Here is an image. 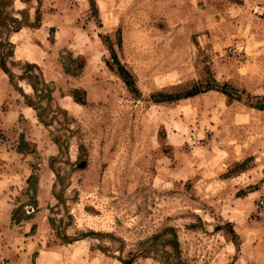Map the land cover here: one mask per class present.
I'll use <instances>...</instances> for the list:
<instances>
[{
	"label": "rangeland",
	"instance_id": "374dc122",
	"mask_svg": "<svg viewBox=\"0 0 264 264\" xmlns=\"http://www.w3.org/2000/svg\"><path fill=\"white\" fill-rule=\"evenodd\" d=\"M0 3V264H264V0Z\"/></svg>",
	"mask_w": 264,
	"mask_h": 264
},
{
	"label": "trees",
	"instance_id": "16d2710c",
	"mask_svg": "<svg viewBox=\"0 0 264 264\" xmlns=\"http://www.w3.org/2000/svg\"><path fill=\"white\" fill-rule=\"evenodd\" d=\"M10 19H11V25L4 34L3 29L5 28V25L2 20V12L0 11V68L7 75L10 84L14 86L16 91H18L25 98L26 104L39 113V109L41 107L39 101H41L46 97L49 98L50 90L48 89V84L45 82L44 78L42 77L41 72L35 73L32 71V69L36 68V66H30V65L24 66V68H22L23 73L20 76V79L26 80L30 85V87L32 88L33 97L24 94L22 90L18 87V85L15 84V75L8 66V64H10L9 59L14 57V53H15V46L10 40V34L12 32L19 31L20 21L15 18H10ZM3 35H5V37H2ZM119 73L122 79L125 81L126 85L130 88L133 85L132 82L133 80H131V78L129 80L127 79V77H130L128 72L122 66H120ZM210 90H214V89H210ZM219 92L227 96L229 99L231 98V95L225 90V88H222L221 90H219ZM197 94L198 93L192 96H195ZM73 99L78 104H84L75 95H73Z\"/></svg>",
	"mask_w": 264,
	"mask_h": 264
},
{
	"label": "crops",
	"instance_id": "0c3cea01",
	"mask_svg": "<svg viewBox=\"0 0 264 264\" xmlns=\"http://www.w3.org/2000/svg\"><path fill=\"white\" fill-rule=\"evenodd\" d=\"M3 72V71H2ZM4 73V72H3ZM5 74V73H4ZM6 75V74H5ZM7 76V75H6ZM0 176H1V174H0ZM2 183V181L0 180V184ZM2 212H0V214H1Z\"/></svg>",
	"mask_w": 264,
	"mask_h": 264
},
{
	"label": "built area",
	"instance_id": "2783aa9c",
	"mask_svg": "<svg viewBox=\"0 0 264 264\" xmlns=\"http://www.w3.org/2000/svg\"><path fill=\"white\" fill-rule=\"evenodd\" d=\"M262 204H263V202H262Z\"/></svg>",
	"mask_w": 264,
	"mask_h": 264
}]
</instances>
